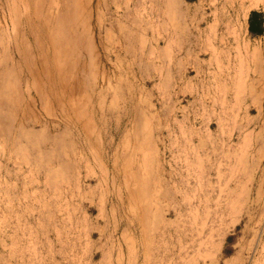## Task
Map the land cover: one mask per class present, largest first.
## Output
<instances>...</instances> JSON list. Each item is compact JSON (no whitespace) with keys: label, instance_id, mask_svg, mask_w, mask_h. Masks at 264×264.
<instances>
[{"label":"rangeland","instance_id":"rangeland-1","mask_svg":"<svg viewBox=\"0 0 264 264\" xmlns=\"http://www.w3.org/2000/svg\"><path fill=\"white\" fill-rule=\"evenodd\" d=\"M8 1L0 264H264V0Z\"/></svg>","mask_w":264,"mask_h":264},{"label":"bare ground","instance_id":"bare-ground-1","mask_svg":"<svg viewBox=\"0 0 264 264\" xmlns=\"http://www.w3.org/2000/svg\"><path fill=\"white\" fill-rule=\"evenodd\" d=\"M13 1V0H12ZM25 1V0H24ZM128 1V0H127ZM19 2H20V0H19ZM13 3V2H12ZM9 4H11V3H9V1L8 0H0V18H1V23H2V25H3V29H5V28H7L9 25L12 27L13 26V22H12V18L9 16V12H8V17L9 18H7L6 17V8H10L9 7ZM15 4V3H14ZM18 4V3H17ZM24 4H25V2H24ZM55 4V3H54ZM12 5V4H11ZM17 7V6H16ZM25 7H27V5L25 4ZM13 8H14V5H13ZM23 8V7H22ZM26 10H28L27 8H26ZM21 11V10H20ZM25 11V10H24ZM16 12H18V11H15V13ZM22 12V11H21ZM12 13V12H11ZM14 13V12H13ZM25 13H26V11H25ZM28 14V13H27ZM26 14V15H27ZM33 14V13H32ZM21 15V14H20ZM15 16H17V15H15ZM22 16V15H21ZM173 16V15H172ZM18 17V16H17ZM19 19V18H18ZM27 20V19H26ZM15 21V20H14ZM19 22V21H18ZM25 23V22H24ZM29 23V22H28ZM18 24V23H17ZM26 25V24H25ZM23 26V25H22ZM21 26V27H22ZM16 27H17V25H16ZM15 27V28H16ZM14 28V27H13ZM12 28V29H13ZM26 28V27H25ZM8 29V28H7ZM10 29V28H9ZM20 30H22V29H20ZM24 30V29H23ZM18 31V30H17ZM191 31V30H190ZM238 31V30H237ZM20 32V31H19ZM235 32V31H234ZM4 33H5V31H4ZM22 33V32H21ZM25 34V33H24ZM202 34V33H201ZM5 37V36H4ZM235 38L237 39V37L235 36ZM239 39V38H238ZM236 43V42H235ZM13 44V43H12ZM237 46V45H236ZM3 47V46H2ZM1 47V48H2ZM4 48V47H3ZM215 52V51H214ZM213 55V54H212ZM2 129V128H1ZM3 150V149H2ZM2 152V151H1ZM3 153V152H2ZM199 162V161H198ZM217 171V170H216ZM131 197H132V195H131ZM135 201V200H134ZM135 228V227H134ZM138 230H140V229H138ZM201 234V233H200ZM131 243V242H130ZM199 243V242H198ZM128 247V246H127ZM143 251V250H142ZM144 252V251H143ZM134 253V252H133ZM132 253V254H133ZM144 255V254H143ZM133 258V257H132ZM147 258V257H146ZM131 259V258H130ZM131 262V261H130ZM137 263V262H136Z\"/></svg>","mask_w":264,"mask_h":264},{"label":"trees","instance_id":"trees-1","mask_svg":"<svg viewBox=\"0 0 264 264\" xmlns=\"http://www.w3.org/2000/svg\"><path fill=\"white\" fill-rule=\"evenodd\" d=\"M262 17L259 13L251 11L248 16L247 30L251 35L262 34Z\"/></svg>","mask_w":264,"mask_h":264}]
</instances>
